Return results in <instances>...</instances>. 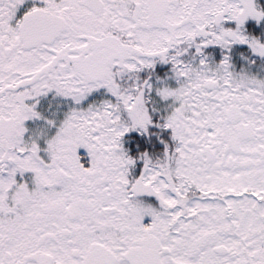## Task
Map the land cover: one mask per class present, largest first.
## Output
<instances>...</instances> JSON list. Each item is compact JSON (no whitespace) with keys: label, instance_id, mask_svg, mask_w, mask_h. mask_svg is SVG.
<instances>
[{"label":"snow or ice","instance_id":"1","mask_svg":"<svg viewBox=\"0 0 264 264\" xmlns=\"http://www.w3.org/2000/svg\"><path fill=\"white\" fill-rule=\"evenodd\" d=\"M0 264H264V0H0Z\"/></svg>","mask_w":264,"mask_h":264}]
</instances>
